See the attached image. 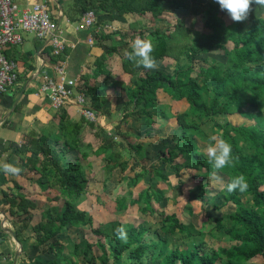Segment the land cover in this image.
Masks as SVG:
<instances>
[{
    "label": "trees",
    "instance_id": "1",
    "mask_svg": "<svg viewBox=\"0 0 264 264\" xmlns=\"http://www.w3.org/2000/svg\"><path fill=\"white\" fill-rule=\"evenodd\" d=\"M168 1L63 2L65 17L72 23L80 21L88 11H94L96 16L116 13L135 17L130 31L118 29L105 34L101 28L97 39L110 40L112 45L95 60L92 74L78 79L79 89L90 97L92 108L99 114L108 103L107 89L112 88L114 93L121 91L122 118L115 122L116 132L108 139L102 135L105 129L99 124L84 118L74 120L63 109L56 117V129L30 134L20 152L22 162L16 166L22 169L19 175L28 176L46 194L45 203L39 209L35 200L19 191L12 197L6 194L9 207L5 211L12 216H23V220L38 219L34 225L36 247L52 241L54 246L50 252L58 257L70 245L72 257L82 258L86 264H264V14L258 16L252 11L246 21L234 22L215 0H209L203 16V31L186 27L180 19L176 25L163 29L155 24L162 21L166 12L164 4ZM147 18L154 23L151 27L145 23ZM97 26L100 27L98 23ZM137 37L152 41V55L158 64L165 60L174 62L172 72L137 68L125 55L132 51L131 45ZM213 53L218 57L212 56ZM114 62L120 63L127 83L114 79ZM102 74L105 78L98 82ZM184 102L188 106L183 110ZM104 112L111 117L109 108ZM237 113L254 119L256 124L235 126L218 119ZM134 117H145L150 127L158 125L159 120L174 121V145L162 149L161 156L175 170L181 186L179 195L186 192V182L182 179V172L186 171L197 181L187 190L188 194L197 191L199 198L206 200L208 184L202 181L211 176L213 168L199 141L209 144L210 137L217 136L232 145L233 157H238V161L235 167L225 168L218 175L224 180L221 192L225 204H233L236 209L218 217L206 215L215 232L227 238V247L207 245L204 239L208 234L183 223L176 213H159L162 219L156 224L136 225L116 219L96 225L94 216L79 207L92 193L91 156L103 161L105 180L101 196L108 198L106 188L116 171L121 172V181L127 183V193L108 198L110 205L115 204L114 212L125 213L129 207L138 205L142 213L155 214L156 205L159 207L165 202L172 187L161 188L159 184L171 186L170 178L147 162V146L139 141L141 136L122 126H127ZM86 128L101 139L96 150L81 137ZM48 141L54 145H47ZM239 175L246 178L248 189L243 193L228 192L227 184ZM144 179H148V187L134 197L132 190ZM100 197L97 200L101 203ZM222 206L216 209L220 211ZM118 227L126 230L125 239L115 234ZM77 230H83L79 241L69 237L58 240L59 235ZM88 235L96 242H91ZM16 236L22 242L18 230ZM96 247L100 248V254H95ZM258 258L262 263L255 262ZM67 264L78 263L68 260Z\"/></svg>",
    "mask_w": 264,
    "mask_h": 264
},
{
    "label": "crops",
    "instance_id": "2",
    "mask_svg": "<svg viewBox=\"0 0 264 264\" xmlns=\"http://www.w3.org/2000/svg\"><path fill=\"white\" fill-rule=\"evenodd\" d=\"M12 1L19 11L27 10L35 4L45 3L58 22L61 16L59 4L63 8L65 0L62 2L60 0ZM62 12L63 16L59 28L62 37L67 42V49H69V53L66 54L67 58H65L66 66L69 76L78 80L82 75L92 74L95 60L105 52L106 47L112 45L110 40L97 39L99 32L105 29L104 32L107 34L112 32L113 28L110 25H104L103 28L97 26V23H99V19H97L94 29L77 30V24L80 21L72 23L65 17L64 9ZM110 17L111 15L106 16V18ZM85 32H89L87 36H84ZM90 38L94 39L93 45L88 43ZM6 55L8 58L15 60L18 65V82L7 95H0V164L9 163L16 166L22 162L20 152L23 150L30 134L46 132L57 127L58 118L56 117L59 111L51 106L50 101L45 96L35 97V93L38 92L44 81V75L56 76L55 66L57 60L52 55V47L49 42L39 40L34 34L30 33L25 34L24 42L21 45L6 49ZM104 78L105 75L102 74L98 82L103 81ZM79 109L78 105H69L65 108L74 120H78L76 117L83 118L79 113ZM119 111V117H116L118 120H112L113 115L106 118L114 128L115 122L118 123L122 118L121 110ZM101 116L103 117V114ZM122 126L124 128L125 125ZM87 129L89 128H86L84 132ZM50 144L54 145V142L48 141L47 145ZM16 186L22 188L17 190ZM19 191L29 199L35 200L39 209L44 205L46 194L40 192L39 187L32 184L28 176H6L0 170V264H15L16 254H19L16 264H48L50 261H55L57 264H67L68 260L83 264V262H80L81 258L78 261L77 258L72 257L70 245L65 246L63 253L58 257L50 252L54 246L52 241L40 247L35 246L37 237L34 232V225L38 222V219L32 217L23 220V216H12L5 211L9 207L6 194L12 197L13 194H17ZM9 229L15 233V236L18 230L22 235V242L15 240ZM59 239H63V236L59 235Z\"/></svg>",
    "mask_w": 264,
    "mask_h": 264
},
{
    "label": "rangeland",
    "instance_id": "3",
    "mask_svg": "<svg viewBox=\"0 0 264 264\" xmlns=\"http://www.w3.org/2000/svg\"><path fill=\"white\" fill-rule=\"evenodd\" d=\"M209 0H169L164 4V8L166 12L162 15V21H158L155 25L162 27L163 29H167L172 25H176L177 20H183L186 27L192 29V30H199L203 31V22H204V12L207 9ZM253 12L258 15L262 16L264 14V7H259L253 4ZM107 15L104 14H98L97 13V19H99L98 25H100L102 28L104 25H110L111 28H113L114 31L120 29L124 32L130 31L129 26L130 24L135 20V17L132 15L128 16H119L118 14L111 15L110 18H106ZM141 23H144L143 20H141ZM145 23L148 27H151L154 23L152 20H145ZM112 30V31H113ZM123 53H125V50H123ZM212 56L218 57L217 53H213ZM176 64L172 61L165 60L161 61L158 64L157 69L166 70L169 73L172 72L174 66ZM156 70V69H155ZM113 77L114 79H121L127 82V76L121 72L120 63L115 62L114 71H113ZM202 78H199L198 80L201 82ZM107 98L108 103L103 109L101 110V113L105 111V109L109 108L111 111V116L113 115L112 120H118L116 117L118 116L119 110L121 109V102L124 100L123 94L121 91L114 93L112 88L107 89ZM160 102H163L160 100ZM188 104L184 102V106L182 109L184 110L187 108ZM251 109L254 111L255 109L251 107ZM100 113L99 118V124L104 127L105 132H102V135L105 137H112V135L115 134L116 130L112 124L109 123V121L106 120V118H109V115ZM78 120H80L79 117H76ZM222 122L229 121L235 126H246V127H252L256 124V121L254 119H249L242 117L240 114H231L228 116H224L221 119L218 118ZM111 120V119H110ZM158 120V119H157ZM166 121L159 120L158 125L150 127L148 125V120L145 117H134L130 120V123L127 126H124V129L133 130L137 134H139L140 142H143L146 146V153H147V162L150 165H155L159 169H162L166 176H168L171 180V186L166 185L164 183H160L159 187L161 188H171L172 190L169 191L167 194V198L161 206L156 205L157 212L155 214L150 213H142L140 207L138 205H134L129 207L127 212L118 214L117 212H114V205H110L111 201H108V198H116L119 194H125L127 193V190L129 188L127 187V183H123L121 181L122 174L118 170L114 173L112 179L109 180L107 188H106V194L107 197L101 196L103 192V182L105 180V172L103 170V161L101 159H96L94 156L90 157V161L93 162V170L91 172V175L94 177L91 180L90 183V195L88 196V199L85 200L81 205L79 206L81 209L89 211L95 218V224L98 225L100 222H107V221H113V220H122L125 222H131L135 223L136 225L140 224L141 222H151L153 224H156L161 221V216L159 213L165 212L167 214L176 213L178 217L181 219L183 223L189 224L194 226L196 229L204 231L208 234V236L205 237L204 241L207 245H210L212 247H220V246H228V240L226 237L222 236L221 234L215 232L213 229V226L207 222L206 215H211L213 217H218L221 214H231L235 211V206L233 204H225L224 201V195L221 192L223 189V182H217L214 180H211V176L208 175L210 172L206 173L209 177L203 179L202 182L208 184V189L205 194V199L202 200L199 198V192L194 191L192 193L187 192L189 188H192L193 185L197 183V181L192 180V175L190 172L183 171L182 172V179L186 182L185 186V193L180 194L179 191H181V186L178 184V178H176L175 170L169 165L165 164L162 160L161 156V150L164 148H172L174 145L173 143V133L175 131L174 127V121H170L167 123ZM157 129L155 130V128ZM152 133L150 134V132ZM154 131V132H153ZM106 133V134H105ZM81 137L86 140V144L91 145L93 150L97 149L99 145L101 144V139L95 136L94 131L87 129ZM137 139V138H135ZM133 139L135 142L137 140ZM137 142V143H140ZM199 145L201 147L202 152L206 153V148L208 144H205L201 141H199ZM207 154V153H206ZM133 161H131V164ZM205 174V175H206ZM149 185L148 179H144L142 182L139 183L137 187H134L132 190L134 193V197H137L138 194L146 189ZM179 195V196H178ZM98 196L101 198V205L100 200L98 199ZM177 196V197H176ZM182 197V198H181ZM207 201V202H205ZM107 205H106V204ZM222 206L221 210L219 211V206ZM191 208V210H190ZM207 222V223H206ZM78 231V232H77ZM74 232H70L68 234L62 235L63 239H67V237H71V239L75 242L79 241L81 237H83V230H77ZM211 231V234L208 233ZM164 232V231H162ZM215 235V237H212L211 235ZM165 237L167 235L164 234ZM91 242H96V239L92 237L91 235L87 236ZM95 254H100V248H95ZM80 261V260H78ZM81 263L83 262V259L81 258ZM255 262L262 263V260L260 258L256 259ZM48 264H57L55 261H50ZM86 264V263H83Z\"/></svg>",
    "mask_w": 264,
    "mask_h": 264
},
{
    "label": "built area",
    "instance_id": "4",
    "mask_svg": "<svg viewBox=\"0 0 264 264\" xmlns=\"http://www.w3.org/2000/svg\"><path fill=\"white\" fill-rule=\"evenodd\" d=\"M96 23L95 12L88 11L77 24V30L91 29ZM28 33L34 34L39 40L48 41L52 55L57 58L56 76L45 74L35 97L45 96L56 111L69 105H78L79 113L86 121L99 123L100 114L92 108L90 97L79 89L78 80L68 74L65 60L68 45L61 35L58 22L45 3L19 11L12 0H0V95L9 93L18 82V65L15 60L8 58L6 49L21 45ZM88 43L93 45L94 39L90 38Z\"/></svg>",
    "mask_w": 264,
    "mask_h": 264
},
{
    "label": "clouds",
    "instance_id": "5",
    "mask_svg": "<svg viewBox=\"0 0 264 264\" xmlns=\"http://www.w3.org/2000/svg\"><path fill=\"white\" fill-rule=\"evenodd\" d=\"M219 4L220 9L225 11L230 19L234 22L242 23L246 21L253 11L252 5L264 7V0H215ZM132 51L126 52V57L132 61L137 68L147 70H155L158 68V63L153 57L154 45L149 39H141L137 37L131 45ZM208 163L212 165L211 180L222 182L218 173L228 167H235L238 157H233L232 145L223 138L217 136L210 137L209 144L206 148ZM0 170L8 176H18L22 169L13 164H0ZM248 189L246 178L239 175L231 179L227 184V191L234 192L239 190L241 193ZM182 198V197H181ZM115 234L121 239L126 238V230L123 227L115 229Z\"/></svg>",
    "mask_w": 264,
    "mask_h": 264
},
{
    "label": "water",
    "instance_id": "6",
    "mask_svg": "<svg viewBox=\"0 0 264 264\" xmlns=\"http://www.w3.org/2000/svg\"><path fill=\"white\" fill-rule=\"evenodd\" d=\"M59 4V3H58ZM59 9H60V11H61V16H60V18L58 19V25H59V27H60V24H61V21H62V16H63V8H62V6L59 4ZM9 232L13 235V237L15 238V240H17V237L15 236V233L12 231V230H10L9 229ZM21 249V248H20ZM19 253V252H18ZM18 255L19 254H16V256H15V259H14V263L16 264V262H17V257H18Z\"/></svg>",
    "mask_w": 264,
    "mask_h": 264
}]
</instances>
